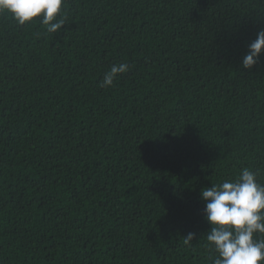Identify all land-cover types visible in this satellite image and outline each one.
<instances>
[{"label":"trees","instance_id":"1","mask_svg":"<svg viewBox=\"0 0 264 264\" xmlns=\"http://www.w3.org/2000/svg\"><path fill=\"white\" fill-rule=\"evenodd\" d=\"M63 11L55 34L0 14V264H212L201 191L264 183V53L241 63L264 0Z\"/></svg>","mask_w":264,"mask_h":264},{"label":"clouds","instance_id":"2","mask_svg":"<svg viewBox=\"0 0 264 264\" xmlns=\"http://www.w3.org/2000/svg\"><path fill=\"white\" fill-rule=\"evenodd\" d=\"M65 0H0V14L10 15L18 25L39 20L48 33H57L66 24ZM264 53V30L248 45L242 67H254ZM130 71L127 62L114 64L99 83L102 89L115 86L119 76ZM204 218L209 231L204 238L215 256L212 264H264V183L259 171L240 170L235 179H225L201 191ZM195 238H183L188 245Z\"/></svg>","mask_w":264,"mask_h":264}]
</instances>
